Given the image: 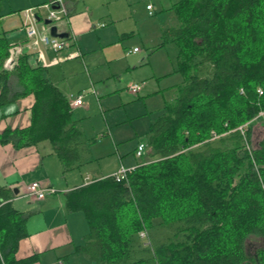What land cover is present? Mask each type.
I'll use <instances>...</instances> for the list:
<instances>
[{
  "label": "trees",
  "instance_id": "16d2710c",
  "mask_svg": "<svg viewBox=\"0 0 264 264\" xmlns=\"http://www.w3.org/2000/svg\"><path fill=\"white\" fill-rule=\"evenodd\" d=\"M172 11L177 26L155 50L178 48L184 84L151 124L144 161L125 180L110 176L67 194L68 212L83 213L89 226L77 251L91 264H264L263 249L247 252L249 238L264 239V140L250 154L238 131L249 123L252 143L264 112V0H180ZM11 47L1 33L0 107L31 95L35 103L31 125L0 142L48 141L65 172L79 168L82 132L70 102L31 54L7 69ZM11 199L0 187V264H31L35 258L17 259L30 214Z\"/></svg>",
  "mask_w": 264,
  "mask_h": 264
},
{
  "label": "crops",
  "instance_id": "0c3cea01",
  "mask_svg": "<svg viewBox=\"0 0 264 264\" xmlns=\"http://www.w3.org/2000/svg\"><path fill=\"white\" fill-rule=\"evenodd\" d=\"M179 1L163 0L161 7L150 0H81L67 4L70 15L57 22L56 27L59 33L69 35L67 40L71 45L61 56L66 58L75 52L80 56L43 66L51 83L69 102L83 91L92 99L72 109L73 120L79 122L82 132L84 163L65 172L48 141L29 147L16 145L12 142L14 139L0 142V187L9 190L16 210L30 214L26 223L27 237L20 242L18 260L35 258L31 264H91L77 251L89 233L87 220L83 213L68 212L67 194L110 177L122 167L133 168L144 161V158L137 159L138 146L147 147L151 124L165 113L166 106L175 100L178 88L184 84L183 77L176 72L178 48L173 54L169 50L173 47L171 44L155 50L163 43V34L177 26L172 8ZM48 2L50 0L4 2L6 15L0 21V34L7 35L11 46H22L23 54L34 55L36 62L30 57L33 65L42 64L25 48L26 29L32 25L43 30ZM150 4L154 7L152 15L147 10ZM145 24L152 29L145 43L154 48L153 53L147 50L144 53L137 46L138 41L134 43ZM56 56L53 51L45 50L46 61L52 62ZM154 58L157 60L153 63ZM136 84L142 85V90L134 94L131 87ZM34 103L31 95L0 107V136L29 127ZM91 103L100 111L102 122L89 120ZM261 119L264 117L252 124V142L254 124H259ZM263 140L264 137L254 148L259 149ZM34 182L56 192L44 200L28 198L25 196L27 187Z\"/></svg>",
  "mask_w": 264,
  "mask_h": 264
},
{
  "label": "built area",
  "instance_id": "2783aa9c",
  "mask_svg": "<svg viewBox=\"0 0 264 264\" xmlns=\"http://www.w3.org/2000/svg\"><path fill=\"white\" fill-rule=\"evenodd\" d=\"M81 0H50L48 4L46 5L49 9L47 20L51 21V25H44L43 30L39 31L35 26H28L26 29V36L28 38V42L26 44V47L28 51L32 54H35L40 61V63L44 66H50L52 64H58L64 59H73L76 57H79L80 54L75 52L69 54L66 58H63L61 55L64 51H66L70 47V41L67 39H61L57 37L51 36L49 33L51 26H56L57 22L64 20L67 16L70 15V11L67 8V4L71 2H77ZM153 5H148L147 10L150 11V15L153 14ZM49 28L48 31H46V28ZM25 46V45H24ZM22 46H12L10 49V57L7 60L5 67L9 70H12L16 67L18 58L23 54ZM51 50L53 51L56 56L52 62L46 61L45 58V50ZM135 52L138 51V49L134 50ZM142 90V85L136 84L131 87V92L134 94L139 93ZM259 94H263L262 89H258ZM87 92L83 91L78 97L73 98L70 100V106L72 109L81 107L83 105V98L86 96ZM264 117V112H261L258 118ZM250 124L247 123L245 125H242L238 128V131H240L241 135L244 139V144L247 149V151L252 154V151L254 149L251 141L248 139V131H249ZM218 136L214 134V139H217ZM146 145L140 144L136 151V156L138 158H142L143 154L145 152ZM136 168H125L122 167L117 173L113 174L112 176L117 180H125L132 171ZM56 190H54L51 187H44L38 182H34L30 184L27 187V191L25 193V196L28 198H33L35 200H44L48 195L54 194ZM141 237L145 238L146 233L143 232L141 234Z\"/></svg>",
  "mask_w": 264,
  "mask_h": 264
},
{
  "label": "rangeland",
  "instance_id": "374dc122",
  "mask_svg": "<svg viewBox=\"0 0 264 264\" xmlns=\"http://www.w3.org/2000/svg\"><path fill=\"white\" fill-rule=\"evenodd\" d=\"M160 1H163V0H150V3H155L158 7H161ZM145 3H146V1H145ZM5 5H6V3H4V5H3L4 11H5ZM150 31L152 32V29L150 26H148L146 24L144 26L142 25L140 28V36L134 39V43H136V41H138L137 46H139L142 50H144V53H146V50L150 51V53H153V51H154V48H151L150 45H147L145 43L146 42V40H145L146 36L150 33ZM153 31H155V30H153ZM171 45L173 47H170L169 50L173 54V52H174L173 50H176L177 47L173 44H171ZM64 53L65 52H63L62 54H64ZM164 54H165V52H164ZM31 58L33 59L32 61L36 62V57H34V55H31ZM156 58H158V57H156ZM156 58L153 59V63L157 60ZM13 87H15V85H13ZM91 100L92 99L90 98V95H87L83 98V104H85L86 102H91ZM90 109H91V112H90L91 118L89 120L92 122H95V123H98L100 120L102 122L101 113H100V111H96L94 109V104L91 103ZM74 110H75V108H74ZM262 120L264 121V119H261V122L259 124L256 122L254 124L256 126L254 127L255 128L254 129V140L252 143H253V147H255V148L257 147V143L264 137V122ZM103 127L106 128L105 124L103 125ZM137 159H139L140 161L142 160L141 158H138V157H137ZM160 235H163L162 232H160V231L153 232L154 238H159ZM262 249L264 250V239L263 238L251 237L248 239V241H247V252H248L249 256H251V257L256 256V253Z\"/></svg>",
  "mask_w": 264,
  "mask_h": 264
},
{
  "label": "water",
  "instance_id": "95a60500",
  "mask_svg": "<svg viewBox=\"0 0 264 264\" xmlns=\"http://www.w3.org/2000/svg\"><path fill=\"white\" fill-rule=\"evenodd\" d=\"M44 23H45V25H51V21L47 20V19L44 21ZM50 33H51V36H53V37H57V38H61V39H68L69 38V35L67 33H59L58 28L56 26H51Z\"/></svg>",
  "mask_w": 264,
  "mask_h": 264
}]
</instances>
